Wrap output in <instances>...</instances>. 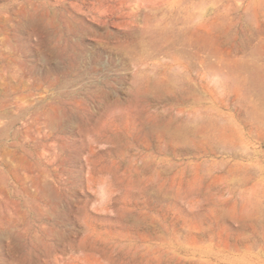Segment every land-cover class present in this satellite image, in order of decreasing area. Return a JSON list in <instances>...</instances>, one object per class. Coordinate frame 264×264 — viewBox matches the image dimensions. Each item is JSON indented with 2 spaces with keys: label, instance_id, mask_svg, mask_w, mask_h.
<instances>
[{
  "label": "rangeland",
  "instance_id": "rangeland-1",
  "mask_svg": "<svg viewBox=\"0 0 264 264\" xmlns=\"http://www.w3.org/2000/svg\"><path fill=\"white\" fill-rule=\"evenodd\" d=\"M263 76L264 0H0V264H264V137L190 147Z\"/></svg>",
  "mask_w": 264,
  "mask_h": 264
},
{
  "label": "bare ground",
  "instance_id": "bare-ground-1",
  "mask_svg": "<svg viewBox=\"0 0 264 264\" xmlns=\"http://www.w3.org/2000/svg\"><path fill=\"white\" fill-rule=\"evenodd\" d=\"M229 62H233V61H229ZM227 63V62H226ZM235 64H237L236 62H234ZM233 63V64H234ZM227 64H229V63H227ZM226 64V65H227ZM242 64H244V63H240V65L241 66H234V65H232V66H225V67H227V70H225L227 73L229 72H235L236 70H237V72L238 71H240V73L242 74V73H245L246 72V70H247V68L245 67V66H243ZM239 65V64H238ZM246 65V64H245ZM192 67V66H191ZM197 67V66H196ZM222 67H224V66H222ZM186 68H188V67H186ZM197 68H199V66L197 67ZM206 68H207V66H206ZM211 68H212V66H211ZM214 68H217V66H215ZM221 68V67H220ZM220 68H217V69H219L220 70ZM195 69V68H194ZM224 68H221V71L223 70ZM258 69V68H257ZM260 69V68H259ZM262 69V68H261ZM200 70V69H199ZM252 70V69H251ZM250 70V71H251ZM197 71V70H196ZM195 71V72H196ZM211 70H209L208 72H210ZM215 71V70H214ZM217 71V70H216ZM248 71V70H247ZM254 71H255V69H254ZM261 71V70H260ZM213 72V71H212ZM236 72V73H237ZM216 73H218V71L216 72ZM224 73V72H223ZM228 73V74H229ZM236 73H234L232 76H235V75H237V76H240V73L239 74H236ZM252 73H254L255 74V72H253L252 71ZM256 73H258V71H256ZM221 74H222V72H221ZM259 74V73H258ZM258 74H256V75H258ZM205 75H206V73H205ZM225 75H227V74H225ZM243 75V74H242ZM241 75V76H242ZM246 75V74H245ZM202 76H203V74H202ZM229 76V75H228ZM228 76H224V77H228ZM230 76H231V74H230ZM228 77L227 79H229V78H231V77ZM204 77V76H203ZM236 77V76H235ZM235 77H234V79H235ZM255 77H257V76H255ZM262 77V76H261ZM264 77V76H263ZM258 78V77H257ZM236 79H238V78H236ZM241 79V78H240ZM244 79V78H243ZM242 80V79H241ZM245 81L247 80L246 79V77H245V79H244ZM251 80H253V79H251ZM250 80V81H251ZM161 81V80H160ZM233 81V80H232ZM249 81V82H250ZM258 82H259V80H257ZM164 81H162V83H163ZM169 82V81H168ZM190 82V81H189ZM238 82V81H237ZM157 83H159V82H156V85H159V84H157ZM161 83V82H160ZM161 83V84H162ZM167 83V82H166ZM192 82H190V84H191ZM240 83H242L241 81H240ZM246 83H247V81H246ZM254 83H255V81H254ZM257 83V82H256ZM255 83V84H256ZM264 83V82H263ZM239 84V83H238ZM252 84V83H251ZM168 85V84H167ZM243 85H245V83L243 84ZM164 86H165V84H164ZM169 86H170V84H169ZM173 86H176L175 84L173 85ZM172 85H171V87H173ZM233 86V85H232ZM237 86V85H236ZM246 86L248 87V85L246 84ZM251 86H255V85H251ZM153 87H155V86H153ZM158 86H156V88H157ZM163 87V86H162ZM168 87V86H167ZM186 87H187V85H186ZM193 87V86H192ZM235 87V86H234ZM238 87V86H237ZM244 87V86H243ZM155 88V89H156ZM191 88V87H190ZM211 88V87H210ZM249 88H251V87H249ZM264 88V87H263ZM263 88H262V90H263ZM159 89V88H158ZM166 89V88H165ZM169 89V88H168ZM237 89V88H236ZM239 89V88H238ZM254 89V88H253ZM256 89V88H255ZM255 89H254V91H255ZM162 90V89H161ZM172 90V88L170 89V91ZM187 90V89H186ZM231 90H232V88H231ZM230 90V91H231ZM250 90H252V89H250ZM173 91V90H172ZM179 91H182V90H179ZM191 91V90H190ZM195 91V90H194ZM226 91V90H225ZM235 91V90H234ZM238 91V90H237ZM236 91V92H237ZM158 92V91H157ZM167 92H168V90H167ZM187 92H189V88H188V91ZM196 92V91H195ZM243 92V91H242ZM253 92V91H252ZM258 92V91H257ZM262 92V91H261ZM162 93H163V91H162ZM169 93V92H168ZM168 93H166V94H168ZM180 93V92H179ZM183 93V92H182ZM194 93V92H193ZM238 93H239V91H238ZM237 93V94H238ZM244 93V92H243ZM259 93H260V90H259ZM175 94V93H174ZM192 94V93H191ZM196 94V93H195ZM225 94H226V92H225ZM230 94V96H231V93H229ZM240 94V93H239ZM245 94V93H244ZM261 94V93H260ZM264 94V93H263ZM164 95V94H163ZM172 95V94H171ZM242 95V94H241ZM184 96V95H183ZM182 96V97H183ZM188 96H190L189 94H188ZM187 96V97H188ZM192 96H194V94L192 95ZM222 96V95H221ZM223 96H225V95H223ZM172 97V96H171ZM197 97H199L198 95H197ZM220 97V96H219ZM240 97V96H239ZM242 97V96H241ZM166 98V97H165ZM178 98V97H177ZM184 98V97H183ZM192 98V97H191ZM200 98H201V96H200ZM222 98V97H221ZM228 98V97H227ZM235 98V97H234ZM164 99V98H163ZM167 99V98H166ZM169 99V98H168ZM175 99V98H174ZM194 99V98H193ZM196 99V98H195ZM194 99V100H195ZM201 99H203V98H201ZM219 99V98H218ZM183 100V99H182ZM222 100H224V97H223V99ZM221 100V101H222ZM227 100V99H226ZM231 100V99H230ZM186 101V100H185ZM196 101V100H195ZM227 101H223L222 102V104L221 105H219L218 107H216L215 106V108H217V111H216V115H218L217 117H219L218 119H220L221 121H222V119H224L223 120V122H225V124H226V120H228L227 121V124L225 125L224 123L222 124V122L221 121H219L217 118V120L220 122H218L214 117H212V119L214 118L215 119V121L217 122V124L219 125V124H222V127H221V125L218 127L216 124V126L218 127V128H216V129H214L215 127H213L212 129H214V130H210V129H208V130H210V131H208V130H204V135H202V138H201V133L202 132H199L198 130H200L201 129V127L202 126H205V128H208L207 126H210L209 124H206L205 125V123H204V120H203V123H201V124H203L202 126H200V121H199V123H197V124H199V128H195L194 130L195 131H198V133H195V134H197V135H199V137L197 136V135H195V137L196 138H193V139H196L197 140V142H196V140L194 141V142H196V146L195 145H193L192 144V146H190V144H189V142L191 141H189V142H187L188 141V139L186 140V138H185V140H186V143H188L189 144V146L190 147H196V148H198V150L197 151H199L200 153L201 152H203V154H207V155H215L216 154V150H215V148L214 147H212L211 145H213V143L210 145V143H209V141H210V137L211 136H208V135H211L212 133H213V131H214V134L212 135V137H214V135H216L217 137L219 136L220 138H222V139H229L230 140V143L232 144L233 142H235V140H239L240 142H242V143H244L245 145H248L249 143H250V141H252V140H255L254 139V137H256V136H258L259 138H263L264 137V133L262 132V130H260L261 129V127H260V125H256V126H252V127H247V125L246 124H243V125H241V126H234L233 124L234 123H232L230 120H231V118H230V116L228 117V115L229 114H227L226 112H224L223 110V108L222 107H225V105L227 104L226 103ZM229 102V101H228ZM169 105V104H168ZM172 105V104H171ZM184 105V104H183ZM188 105V104H187ZM195 105V104H194ZM207 105V104H206ZM227 105H229V104H227ZM196 106V105H195ZM209 106V105H208ZM177 107V106H176ZM180 107V106H179ZM201 107V106H200ZM205 107V106H204ZM255 107V106H254ZM178 108V107H177ZM176 108V109H177ZM180 108H182V107H180ZM199 108V107H198ZM210 108H212V107H210ZM214 108V109H215ZM192 109V108H191ZM208 109V108H207ZM177 110H179V109H177ZM180 110H182V109H180ZM179 110V111H180ZM197 110V109H196ZM185 111V110H184ZM194 111H195V108H194ZM212 111H213V109H212ZM179 113H182V111H180ZM200 113V112H199ZM203 115V114H202ZM206 115H207V113H206ZM158 116V115H157ZM157 116H155L154 115V118L156 117L157 118ZM171 116V115H170ZM199 116H201V114H199ZM204 116V115H203ZM207 116H209V115H207ZM207 116H205L206 118H207ZM211 116H212V114H211ZM211 116H209V118L211 117ZM214 116V115H213ZM172 117V116H171ZM170 117V118H171ZM202 117V116H201ZM160 118V117H159ZM176 118V117H175ZM230 118V119H229ZM174 119V118H173ZM196 119V118H195ZM212 119H210V124L211 125H213L212 123H211V120ZM213 119V120H214ZM156 120H158V118L156 119ZM161 120V119H160ZM165 120H166V118H165ZM169 120V119H168ZM167 120V121H168ZM187 120V122H188V119H186ZM198 120V119H197ZM207 120H209L208 118L206 119V121ZM233 120V119H232ZM191 121V120H190ZM189 121V122H190ZM214 121V123H216ZM162 122V121H161ZM184 122V121H183ZM186 122V123H187ZM209 122V121H208ZM213 122V121H212ZM232 124H231V123ZM234 122V121H233ZM245 122H246V120H245ZM154 123H155V121H154ZM163 123H165V121L163 122ZM170 123V122H169ZM168 123V124H169ZM171 123H172V121H171ZM177 123H179V122H177ZM185 123V124H186ZM195 123H196V121H195ZM247 123V122H246ZM157 124H159V123H157ZM161 124V123H160ZM166 124V123H165ZM168 124H166V127L168 126ZM174 124H176V123H174ZM184 123H183V127L184 128H187L188 126H184L185 125ZM190 124H191V122H190ZM193 124V123H192ZM263 124H264V122H263ZM151 125H153V124H151ZM176 125H178V124H176ZM180 125V124H179ZM187 125H189V124H187ZM214 125V126H215ZM235 125H237V124H235ZM239 125V124H238ZM165 126V125H164ZM169 126H171L170 124H169ZM175 126V125H174ZM192 127H193V125H191ZM190 126V127H191ZM160 127H161V125H160ZM163 127V126H162ZM191 127V128H192ZM212 127V126H211ZM210 127V128H211ZM156 128V127H155ZM154 128V129H155ZM167 128H169V127H167ZM180 128V127H179ZM183 128V129H184ZM150 129V128H149ZM153 129V130H154ZM169 129H171L170 130V132L172 131V129H174V128H169ZM176 129H177V127H176ZM218 129V130H217ZM156 130V129H155ZM163 130H165L166 132H168V130H166V129H163ZM186 130H188V131H186V132H188V134H189V132L191 133V131L189 130V128H187ZM202 130V129H201ZM216 130V131H215ZM148 131V130H147ZM150 131V130H149ZM183 131V130H182ZM182 131H180V133H182ZM156 132V131H155ZM159 132V131H158ZM157 132V133H158ZM170 132H168L169 134H167V136L166 135H164V138H165V136L167 137V139H171V138H168L169 137V135L173 138V139H175V138H180V137H182V138H184L182 135H179V137H176L177 135H178V133L177 134H175V133H170ZM173 132V131H172ZM179 132V131H178ZM184 132H185V130H184ZM185 132V133H186ZM193 132V131H192ZM205 132H206V134H205ZM152 133H154V131H152ZM179 133V134H180ZM184 133V134H185ZM186 135V137L188 136L187 134H185ZM184 135V136H185ZM190 135V134H189ZM204 136H206V138L204 137ZM215 136V137H216ZM149 137V136H148ZM159 137V136H158ZM158 137H156V138H158ZM191 138H192V136H190ZM201 138L200 140H198V138ZM205 139H204V138ZM188 138H189V136H188ZM209 138V141H207L206 139H208ZM216 139H218V138H216ZM176 140V139H175ZM178 140H182L183 141V143H184V139H177V141H175L176 143H178ZM182 141H180V142H182ZM219 141V140H218ZM164 142V141H163ZM193 142V143H194ZM211 142V141H210ZM224 142V141H223ZM158 143V142H157ZM157 143H156V145H157ZM162 143V142H161ZM166 143V142H165ZM165 143H162L163 145L165 144ZM176 143L174 144V145H176ZM182 143V144H183ZM190 143H192V141L190 142ZM225 143V142H224ZM223 143V144H224ZM218 144V143H217ZM221 144V143H220ZM151 145V144H150ZM162 145V146H163ZM167 145V144H166ZM227 146V144L225 143L224 144V146ZM152 146V145H151ZM160 146V145H159ZM161 146V147H162ZM169 146V145H168ZM222 146V145H221ZM234 146V145H233ZM156 147V146H155ZM184 147H186L185 145H184ZM159 148V147H158ZM172 148V147H171ZM174 148H176V147H174ZM228 148H229V145H228ZM230 148H231V146H230ZM161 149V148H160ZM219 149V148H218ZM225 149H227V148H225ZM166 150V149H165ZM176 150V149H175ZM188 150V149H187ZM196 150V149H195ZM195 150H194V152H195ZM228 150V149H227ZM163 151V150H162ZM224 151V150H223ZM229 151H230V149H229ZM234 151V150H233ZM233 151H231V152H233ZM187 152V151H186ZM191 152V151H190ZM180 153V152H179ZM178 154V153H177ZM195 154H197V153H195ZM232 154V153H231ZM198 155V154H197ZM214 159V158H213ZM210 160V159H209ZM220 160V159H219ZM211 161V160H210ZM217 161V160H216ZM215 160L213 161L214 163L216 162ZM222 161V160H221ZM225 161V160H224ZM217 162H219V161H217ZM216 162V163H217ZM227 163H229V161H226ZM197 163V162H196ZM207 163V162H206ZM209 163V162H208ZM223 163V162H222ZM225 163V162H224ZM200 164V163H199ZM204 164V163H203ZM219 164V163H218ZM201 165V164H200ZM209 165H210V163H209ZM212 165H214V164H212ZM222 165V164H221ZM231 165V166H230ZM229 166H230V168H228L230 171H236V170H238V172H241V171H239V170H241L242 169V171H243V168H244V166H243V163L242 162H240L239 160H235V162L232 164H230ZM245 165V164H244ZM198 166V165H197ZM203 167V166H202ZM247 167V166H246ZM211 171H212V168L210 169ZM247 170V169H246ZM196 171V170H195ZM214 171V170H213ZM212 171V172H213ZM235 171H234V173H235ZM244 171H245V169H244ZM229 172V171H228ZM175 173H178V172H175ZM174 173V174H175ZM204 173V172H203ZM194 174V173H193ZM196 174H199V173H196ZM209 174V173H208ZM218 174V173H217ZM237 174V173H236ZM179 175H182V174H179ZM203 175V174H202ZM201 175V176H202ZM209 175H211V174H209ZM216 175V174H215ZM219 175V174H218ZM230 175V174H229ZM235 175V174H234ZM238 175V174H237ZM195 176V175H194ZM197 176V175H196ZM222 176V175H221ZM232 176V175H231ZM173 177H174V175H173ZM198 177V176H197ZM200 177V176H199ZM204 177V176H203ZM202 177V178H203ZM220 177V176H219ZM233 177V176H232ZM235 178H236V175L234 176ZM218 178V177H217ZM237 178H239V177H237ZM196 179H198V178H196ZM201 179V178H200Z\"/></svg>",
  "mask_w": 264,
  "mask_h": 264
}]
</instances>
